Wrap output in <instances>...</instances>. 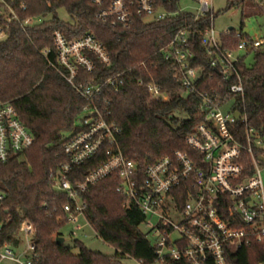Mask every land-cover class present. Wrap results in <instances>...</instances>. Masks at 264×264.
Listing matches in <instances>:
<instances>
[{"label":"trees","instance_id":"16d2710c","mask_svg":"<svg viewBox=\"0 0 264 264\" xmlns=\"http://www.w3.org/2000/svg\"><path fill=\"white\" fill-rule=\"evenodd\" d=\"M5 10L13 9L19 20L9 21L0 14V26L6 37L0 41V100L11 101L20 117L35 135V143L8 161H0V249L8 245L18 249L23 243V225L34 227L33 240L38 254L37 264H123L133 257L141 264L160 260L148 234L142 229L144 214L133 203L124 205L127 198L117 191L120 179L112 174L90 185L83 194L85 214L97 235L116 251L112 256L87 247L75 239L74 246L57 243L64 237L62 227L68 224L64 205L67 195L57 191L50 181L68 157L64 152L66 132L74 131L85 106V99L70 85L57 60L54 33L60 30L71 38L95 34L111 55V64L97 60L92 73L80 74L83 81L99 83L106 77L123 73L125 84L119 92H110L109 121L121 127L120 147L124 154L141 167L177 150H189L187 135L201 119V99L197 95L183 96V86L170 64L160 52L178 31L185 27L204 29L211 25L209 17L196 19L193 12L182 11L179 0H157L169 12H177L160 21L137 19L129 26H113L97 17L98 7L92 0H4ZM263 1V0H261ZM247 0H228V8L244 6ZM65 9L71 22L59 16ZM29 17L41 18L34 25H24ZM216 18V15H215ZM214 18V20H215ZM245 18V17H244ZM244 21L239 30L231 29L222 35L224 48H236L245 33ZM241 31V36L236 34ZM197 58L193 65L209 68L211 57L202 45L199 34L192 35ZM48 51L46 54L45 52ZM245 86L244 110L250 124H264V49L252 64H240ZM214 71L215 82L201 84L208 89L221 81ZM218 77V78H217ZM154 78L169 94L166 101L149 98L145 85L138 81ZM243 124L240 123V127ZM264 151H256V154ZM97 157L73 169V183L101 163ZM248 170L254 169L249 153H245ZM78 249V252L74 251ZM233 264H257L264 261V245L254 243L231 255ZM168 264L167 262L163 261ZM174 264H190L185 260Z\"/></svg>","mask_w":264,"mask_h":264},{"label":"built area","instance_id":"2783aa9c","mask_svg":"<svg viewBox=\"0 0 264 264\" xmlns=\"http://www.w3.org/2000/svg\"><path fill=\"white\" fill-rule=\"evenodd\" d=\"M196 19L209 17L211 25L204 29L185 27L160 52L183 86V96L200 97L201 119L186 137L189 150H177L153 163L141 167L127 157L120 147V126L109 121V93L119 92L125 84L123 73L112 74L99 83L83 81L80 74L92 73L100 63L110 65L111 55L93 33L71 38L60 30L54 33L57 60L64 68L67 82L85 99L82 124L66 137L62 163L50 181L53 187L67 195L64 210L67 221L76 224L79 217L87 219L83 194L90 185L115 174L120 179L117 191L127 201L139 207L145 216L142 226L160 260L168 264L185 260L190 264H233L231 255L252 246L264 245V124H250L244 110L245 86L240 64L246 57L264 49V39H243L236 48H224L222 35L214 26L213 0H195ZM98 7L97 17L113 26H129L137 19L160 21L177 12H169L157 0H92ZM19 20L18 14L14 17ZM149 18V19H147ZM41 18L29 17L24 25H34ZM4 27L0 36L5 35ZM201 36L202 45L210 55L209 68L193 65L197 54L192 35ZM241 36V31L236 34ZM46 54L48 51L45 52ZM220 82L201 89L203 82ZM218 78V77H217ZM215 82V81H214ZM149 98L166 101L169 94L154 78L140 79ZM240 114V118L236 116ZM240 123L243 127H240ZM35 135L24 123L11 101L0 100V161L28 150ZM245 153H249L254 172L246 174ZM101 163L90 170L82 181L73 183V169L96 158ZM0 195V200L2 199ZM1 220V210H0ZM88 221V220H87ZM81 230L80 225H76ZM27 249L17 255L6 245L0 249V261L10 259L18 264H37L38 254L33 240V225L22 228ZM75 235L76 232H73ZM26 257V261L22 257ZM257 264H264V261Z\"/></svg>","mask_w":264,"mask_h":264},{"label":"rangeland","instance_id":"374dc122","mask_svg":"<svg viewBox=\"0 0 264 264\" xmlns=\"http://www.w3.org/2000/svg\"><path fill=\"white\" fill-rule=\"evenodd\" d=\"M5 3L4 0H0V14L8 18L9 21L15 19L17 14L15 10L9 9L5 10L4 6H1ZM197 2L195 0H179V7L182 11L195 12L197 9ZM214 13L216 18L214 20L215 30L218 34L226 31L231 26L236 30H239L242 22L244 21L245 26L249 29V36L256 39H264V0H247L244 6H234L228 8V0H213ZM59 16L68 22H71L69 14L65 9L59 10ZM245 17V18H244ZM149 19V18H147ZM3 26H0V28ZM6 37L5 35L0 36V41ZM248 64H252L255 60V54L251 53L246 57ZM83 116L80 115L77 126H81ZM73 131L66 132V136H70ZM262 175L264 180V164L262 165ZM76 225L82 227L81 230L76 229ZM142 229L146 232L145 228L142 226ZM61 232L64 234L65 244L68 246H74L75 239L81 240L87 247L94 251H99L105 255L112 256L115 254L116 249L110 244L102 240L98 235L95 229L84 217H79L76 224H65ZM73 232H76L74 235ZM149 239L152 244L155 243L156 237L149 236ZM27 249V242L23 240L21 246L16 249L17 255H22ZM75 252H78L77 248H74ZM23 261H26V257H22ZM0 264H18L13 260L4 259L0 261ZM123 264H141V262L133 257H126L123 259ZM153 264H166L162 260H158Z\"/></svg>","mask_w":264,"mask_h":264},{"label":"water","instance_id":"95a60500","mask_svg":"<svg viewBox=\"0 0 264 264\" xmlns=\"http://www.w3.org/2000/svg\"><path fill=\"white\" fill-rule=\"evenodd\" d=\"M234 27H230L229 29H233ZM245 33H248L249 32V29L246 27L245 30H244ZM236 116L238 118H240V114L239 113H236ZM262 160L264 161V157H262ZM65 241V238L64 237H58L57 238V243H63Z\"/></svg>","mask_w":264,"mask_h":264}]
</instances>
